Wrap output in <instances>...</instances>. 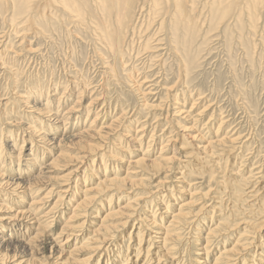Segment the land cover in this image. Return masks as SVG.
Wrapping results in <instances>:
<instances>
[{
    "label": "rangeland",
    "instance_id": "obj_1",
    "mask_svg": "<svg viewBox=\"0 0 264 264\" xmlns=\"http://www.w3.org/2000/svg\"><path fill=\"white\" fill-rule=\"evenodd\" d=\"M65 1L32 0L24 12L0 0V180L25 187L6 184L0 204L44 203L0 222V264L14 255L64 264L58 254L77 249L67 263L213 264L222 255L219 264H264V0H183L185 19L163 4L153 23L149 3L123 57L93 11L80 19ZM63 150L67 158L50 165ZM140 158L161 165H129ZM134 177L142 181L132 186ZM180 210L192 217L177 219ZM101 225L110 230L97 234ZM237 241L250 248L229 262L222 252Z\"/></svg>",
    "mask_w": 264,
    "mask_h": 264
},
{
    "label": "bare ground",
    "instance_id": "obj_2",
    "mask_svg": "<svg viewBox=\"0 0 264 264\" xmlns=\"http://www.w3.org/2000/svg\"><path fill=\"white\" fill-rule=\"evenodd\" d=\"M48 1V0H47ZM230 1V0H229ZM10 2L11 3H13L14 5H16L17 4V6H19L20 7V10L21 11H24V12H26V10L27 11H29V10H31V8H33L32 7V5H31V3H33L32 2V0H10ZM184 1L183 0H94V4H93V10H91V9H89L88 10V6L86 5V3H85V1L84 0H70V1H65V2H63V4L68 8V9H71V10H73V11H75V13L77 14V16L80 18V19H83V18H86L87 16V14H89L90 12L92 13V11H93V13H94V16H93V18L91 17V19H93L94 20V18H96V20H94V23L96 24V25H98V27H99V30H100V32H101V38L107 43V46H108V48L110 49V51H112V52H114L116 55H120V56H122L121 54L122 53H119L120 52V47H121V44L123 45V43L125 42V40H126V37L128 36L127 34H128V32H129V30L131 29V27H133L134 26V21H135V18H137L136 17V14H138V12H141V10H143L144 9V7L147 5V4H149L150 3V5H148V6H151V7H153V12H151V18H152V22L151 23H153V22H155L156 20V18H158V16H159V18L162 16V14H160V12H158L159 10H161L160 9V5H163V4H167V9H166V12L167 13H169V10L171 9L172 10V7L176 10L178 7H180V10H179V12H180V18H184V16H183V14H182V12L181 11H183L184 9H186L185 8V6H184V4H185V2L183 3ZM223 2H224V0H223ZM147 6V7H148ZM175 6V7H174ZM190 6V5H189ZM165 7V6H164ZM149 9H150V7H149ZM143 11H145V10H143ZM147 11V10H146ZM150 11H152V10H150ZM165 12V13H166ZM40 14V13H39ZM171 14H172V12H171ZM78 18V19H79ZM171 19V18H170ZM185 19V18H184ZM183 19V20H184ZM165 20V17H163V19H162V22ZM172 20V19H171ZM182 20V21H183ZM96 21V22H95ZM159 25H161L162 26V23H158ZM155 30H157L156 28H155ZM173 31H174V29H173ZM164 34V33H163ZM171 34V33H170ZM149 35V34H148ZM155 36V35H154ZM148 37V36H147ZM100 38V39H101ZM155 42H157V41H155ZM160 43V42H159ZM158 43V44H159ZM162 43V42H161ZM125 44V43H124ZM166 44V43H165ZM148 45V44H147ZM152 47V46H151ZM162 47V46H161ZM159 48V47H158ZM154 49V48H153ZM163 49V48H162ZM121 50H122V48H121ZM148 50V49H147ZM150 51V50H149ZM162 51V50H161ZM100 52V51H99ZM151 52V51H150ZM19 53V52H18ZM154 53H155V51H154ZM151 54V53H150ZM153 54V53H152ZM151 54V55H152ZM161 54V53H160ZM147 55V54H146ZM156 56V55H155ZM123 57V56H122ZM158 57V56H157ZM155 59V58H154ZM93 63V62H92ZM144 65V64H143ZM93 67V66H92ZM145 70V69H144ZM77 75V74H76ZM79 77V76H78ZM70 78V77H69ZM76 78V77H75ZM74 78V79H75ZM92 79V78H91ZM147 79V78H146ZM148 80V79H147ZM72 81V80H71ZM75 81V80H74ZM84 81V80H83ZM150 81V80H149ZM145 84V83H144ZM70 85V84H69ZM144 86V85H143ZM95 88V87H94ZM101 94V93H100ZM78 97V96H77ZM23 99V98H22ZM31 102V101H30ZM51 103V102H50ZM176 103H178V102H176V100H175V104ZM74 104V103H73ZM181 104V103H180ZM75 106V105H74ZM73 106V107H74ZM91 107V106H90ZM192 108V107H191ZM73 109V108H72ZM185 109V108H184ZM184 109H182L183 111H184ZM193 109V108H192ZM41 110V109H40ZM68 110V109H67ZM71 110V109H70ZM77 110V109H76ZM177 110V109H176ZM190 110V109H189ZM73 111V110H72ZM99 111V110H98ZM105 111V110H104ZM178 111H180V110H178ZM53 112V111H52ZM187 112V111H186ZM190 112V111H189ZM67 113H70V111L69 112H67ZM96 113V112H95ZM185 113V112H184ZM106 115V114H105ZM72 116V115H71ZM73 117V116H72ZM76 118H77V116H76ZM96 118V117H95ZM198 118V117H197ZM102 119V118H101ZM77 120H78V118H77ZM94 120V119H93ZM8 121V120H7ZM24 122V121H23ZM91 123H93V122H91ZM66 125V124H65ZM84 126V125H83ZM107 127V126H106ZM90 128V127H89ZM103 128V127H102ZM111 128V130H112V127H110ZM145 129V128H144ZM67 130V129H66ZM85 130V129H84ZM102 130V129H101ZM109 130V129H108ZM115 130V129H114ZM142 130V129H141ZM187 130H190L189 128L187 129ZM28 131V130H27ZM103 131V130H102ZM109 132V131H108ZM107 132V133H108ZM111 132V131H110ZM139 133H140V131H139ZM192 133V132H191ZM53 134V133H52ZM83 135H84V133H82ZM56 135V134H55ZM196 135V134H195ZM191 136V138L193 139V140H196V138H197V136ZM199 135V134H198ZM15 136V135H14ZM57 136V135H56ZM34 137V136H33ZM81 137V136H80ZM79 136H78V138H80ZM83 137V136H82ZM70 138V137H69ZM153 138V137H152ZM54 139V138H53ZM77 139V138H76ZM137 139V137L135 138V140ZM30 140V139H29ZM58 140H59V138H58ZM67 141V140H66ZM216 141V140H215ZM218 141V140H217ZM16 142V141H15ZM53 142H55V141H53ZM56 142H57V140H56ZM61 142V139H60V141H58V143H60ZM62 143V142H61ZM209 143V142H208ZM85 144V143H84ZM87 144V143H86ZM171 144V143H170ZM210 144V143H209ZM60 146H61V144H59ZM59 145H58V147H59ZM90 145V143L88 144V147H91V148H93L94 147V145H92L91 144V146H89ZM17 146V145H16ZM41 146V145H40ZM150 146V145H149ZM204 146V145H203ZM3 147V146H2ZM37 147V146H36ZM52 147V146H51ZM64 147V146H63ZM209 147V146H208ZM21 148V147H20ZM67 148H69V147H67ZM173 148V147H172ZM199 148V147H198ZM204 148H206V146L204 147ZM203 148V149H204ZM58 149V148H57ZM62 149V148H61ZM94 149V148H93ZM92 149V150H93ZM199 149H201V148H199ZM207 149V148H206ZM14 150V149H13ZM31 150V149H30ZM46 150V149H45ZM50 150V149H49ZM52 150H53V148H52ZM12 151V150H11ZM127 151V150H126ZM33 152V151H32ZM69 152V151H68ZM68 152H66V150H63V151H61V153L56 157V155H55V159L51 162V164L50 165H53L54 163H56V162H60V159H63V158H67V154L66 153H68ZM71 152V151H70ZM163 152V151H162ZM29 153V152H28ZM84 153V152H83ZM147 153V152H146ZM203 153H204V151H203ZM32 154V153H31ZM33 154H35V153H33ZM69 154H71V153H69ZM81 154V153H80ZM151 154V153H150ZM153 154V153H152ZM176 154V153H175ZM29 155H30V153H29ZM36 155H38V154H36ZM87 155V154H86ZM86 155L85 156H80L79 155V158L80 159H85V157H86ZM135 155V154H134ZM31 156V155H30ZM99 156V155H98ZM3 157V156H2ZM38 157V156H37ZM131 157V156H130ZM178 157V156H177ZM31 158V157H30ZM148 158V157H147ZM147 158L145 159V158H140V159H138V160H135V161H132V160H130V161H132V162H130L129 163V165H138V164H148V165H150V166H152V167H156V168H159L160 167V163H159V161H155V160H147ZM180 158V157H179ZM79 159V161H81ZM152 159V158H151ZM176 159V157H175V155H173V156H171V157H169V158H166V157H164V159L162 160V161H164V162H166V163H170L172 160H175ZM65 160V159H64ZM239 160V159H238ZM34 161V160H33ZM51 161V160H50ZM103 161V160H102ZM3 162H4V160H3ZM6 162V161H5ZM21 162V161H20ZM35 162V161H34ZM104 162V161H103ZM102 162V163H103ZM33 163V162H32ZM44 163V162H43ZM95 163V162H94ZM201 163V162H200ZM27 164H29V163H27ZM36 164V163H35ZM35 164H32V165H34L35 166ZM50 165H47V166H45V167H43L42 169H44V168H50L51 166ZM58 165V164H57ZM80 165V164H79ZM4 166V165H3ZM84 166V165H83ZM97 167V166H96ZM132 167V166H131ZM202 167V166H201ZM31 168V167H30ZM30 168H26L28 171L30 170ZM33 168V167H32ZM52 168V167H51ZM102 168V167H101ZM137 168V167H136ZM19 169H21V166H20V168ZM18 169V170H19ZM55 169V168H54ZM85 169V168H84ZM108 169V168H107ZM129 170H130V168H128ZM133 169V168H132ZM131 169V170H132ZM135 169V168H134ZM6 170V169H5ZM56 170V169H55ZM122 170V169H121ZM159 170V169H158ZM203 170V169H202ZM7 171V170H6ZM31 171V170H30ZM53 171V170H52ZM246 171V170H245ZM5 172V171H4ZM9 172V171H8ZM11 172V171H10ZM47 172V171H46ZM45 171H43L42 170V172H41V174L40 175H38V176H36L34 179H33V181L35 180V179H38V178H40V177H42L45 173H46ZM49 172V171H48ZM75 172V171H74ZM92 172H94V171H92ZM128 172V171H127ZM133 172V170L131 171V172H129L130 174ZM106 173V172H105ZM128 173V174H129ZM22 174V173H21ZM117 174V173H116ZM135 174V173H134ZM11 175V174H10ZM49 175V174H48ZM72 176V175H71ZM70 176V177H71ZM140 176V175H139ZM9 177V176H8ZM1 180H0V189L1 188H5L6 187V184L7 185H13V184H16L17 186H19V185H21V184H23V180L21 181V182H19V181H14V180H6L5 178H3L2 176H1ZM33 178V177H32ZM135 178V177H134ZM137 178V177H136ZM132 179V180H129L128 179V184H130V185H132V186H135V185H137V184H139V182L140 181H142L141 179ZM145 178V177H144ZM18 179V178H17ZM42 179H44V178H42ZM65 179V178H64ZM85 179V178H84ZM98 179V178H97ZM102 179V178H101ZM235 179V178H234ZM31 180V179H30ZM29 180V181H30ZM69 180V179H68ZM143 180H145V179H143ZM28 181V182H29ZM43 181V180H42ZM65 181H67V180H65ZM238 182V181H237ZM65 183H67V182H65ZM163 182L161 181V182H159V184H162ZM165 183V182H164ZM193 183V182H192ZM43 184V183H42ZM58 184H59V182H58ZM62 185H67V184H62ZM235 186V184H232V182H230L229 184H227V186L229 187V188H231V189H233L234 191L237 189H235V188H233L232 186ZM14 186V185H13ZM46 186V185H45ZM187 186V185H186ZM22 187H24V184H23V186ZM32 186H30V188H31ZM63 187V186H62ZM67 187V186H66ZM76 187V186H75ZM166 187V186H165ZM188 187V186H187ZM25 188V187H24ZM60 188V187H59ZM69 189H70V187H68ZM87 188H88V185H87ZM86 188V189H87ZM160 188V187H159ZM13 189V188H12ZM15 189H18L17 187L15 188ZM37 189V188H36ZM43 189H44V187H43ZM63 189V188H62ZM89 189V188H88ZM91 189V188H90ZM25 190V189H24ZM27 190V189H26ZM32 190V189H31ZM30 190V191H31ZM35 190V189H34ZM40 190V189H39ZM53 188L51 189V190H48V192L47 193H52L53 192ZM65 190V189H64ZM75 190H77V189H75ZM33 191V190H32ZM61 191V190H60ZM88 191V190H87ZM2 192H3V190H2ZM16 192V191H15ZM18 192V191H17ZM16 192V194H18ZM74 192V191H73ZM78 192V191H77ZM90 192V191H89ZM88 192V193H89ZM30 193V192H29ZM33 193H34V191H33ZM35 193H36V191H35ZM40 193V192H39ZM66 193H67V191H66ZM66 193H65V195H66ZM68 193H69V191H68ZM80 192H78L77 194H79ZM84 193V192H83ZM85 193H86V191H85ZM232 193V192H231ZM7 194V193H6ZM15 194V195H16ZM31 194V193H30ZM46 194V193H45ZM53 194V193H52ZM75 194V193H74ZM76 194V195H77ZM199 194V193H198ZM197 193L195 194V195H198ZM4 195V194H3ZM12 195V194H11ZM27 195V194H26ZM35 195V194H34ZM33 195V196H34ZM36 195H38V194H36ZM40 195V194H39ZM148 195V194H147ZM150 195V194H149ZM194 195V193H192V196ZM194 195V196H195ZM24 196V195H23ZM49 196V195H48ZM62 196V195H61ZM85 196V198H87L88 200H87V202L86 201H84L83 200V205H88L89 204V202H91L90 200H92V198H88V197H86V195H84ZM1 197V196H0ZM6 197H8V196H6ZM20 197V196H19ZM37 197V196H36ZM74 197V196H73ZM15 198V197H14ZM49 198V197H48ZM83 198V197H82ZM197 198V197H196ZM2 199V198H1ZM4 199H5V197H4ZM11 199V198H10ZM20 199V198H19ZM36 199H38L39 201L41 200V198H34V199H32V202L28 205L29 207H33V208H36V209H38V207L40 206L39 204H44V203H42V202H37V204L36 205H34L33 204V202L34 201H36ZM60 199H62V198H60ZM253 199V198H252ZM16 200H18V199H16ZM27 200V199H26ZM30 200V199H29ZM37 200V201H38ZM44 200V199H43ZM46 200V199H45ZM178 200V199H177ZM3 201L5 202V201H8V200H2V205L0 204V211H4L5 213L6 212H8L7 213V215H0V222H2V221H4L5 222V220H13L14 219V221H17L19 218H21L22 216H24L26 213H27V211H26V208L28 209V206H24L23 204H27V202L25 201V203H23V200H20L21 201V203L20 202H17V201H15L14 203L17 205H15L16 206V208H15V210H12L11 208H5L4 206H3ZM49 201V200H48ZM75 201H76V199H75ZM71 202V201H70ZM39 203V204H38ZM71 203H73V201L71 202ZM192 204V202H188V203H186L185 204V206L186 205H189V204ZM48 204V203H47ZM46 204V205H47ZM78 204V203H77ZM202 204H204V203H202ZM7 205H8V203H7ZM74 205V204H73ZM12 206V205H11ZM13 207V206H12ZM23 207H24V209H23ZM44 207V206H43ZM82 207V206H81ZM110 207V206H109ZM14 208V207H13ZM42 208V207H41ZM79 208V207H78ZM125 209H129L128 207H126ZM214 209V208H213ZM30 210V209H29ZM40 210H42V209H40ZM72 210V209H71ZM33 211V210H32ZM37 211V210H36ZM55 211V210H54ZM148 211V210H147ZM186 211V210H185ZM97 212H98V210H97ZM39 213H40V211H39ZM44 213H48V212H44ZM43 213V214H44ZM50 213V212H49ZM48 213V214H49ZM77 213V212H76ZM154 213V212H153ZM189 213V212H188ZM31 214H33V213H31ZM75 214V213H74ZM190 214V213H189ZM26 215H28V214H26ZM34 215V214H33ZM91 215V214H90ZM95 215H96V213H95ZM168 215V214H167ZM40 216V215H39ZM38 216V217H39ZM27 217V216H26ZM30 217V216H29ZM64 217H66V216H64ZM98 217V216H97ZM107 217V216H106ZM109 217V216H108ZM107 217V218H108ZM191 218L192 216H189L188 214H185V213H182V211L180 210V212L176 215V218L177 219H179V220H181V218L182 219H184V220H186L187 218ZM23 218V217H22ZM36 218H37V216H36ZM47 218V217H46ZM62 218V217H61ZM92 218V217H91ZM95 218V217H94ZM121 218V217H120ZM175 218V219H176ZM213 218V217H212ZM43 218H41V220H42ZM96 219V218H95ZM94 219V220H95ZM106 219V218H105ZM8 220V221H9ZM30 220V219H29ZM32 220H33V218H32ZM46 220V219H45ZM97 220V219H96ZM201 220V219H200ZM214 220V219H213ZM104 221L105 220H103V222H101L102 224L104 223ZM160 221V220H159ZM158 221V222H159ZM10 222V221H9ZM35 222V221H34ZM33 222V223H34ZM50 222V221H49ZM109 222V221H108ZM157 222V223H158ZM197 222V221H196ZM3 223V222H2ZM20 223V222H19ZM37 223V222H36ZM65 223V222H64ZM93 223H95V222H93ZM97 223V222H96ZM139 223V222H138ZM153 223H156V222H153ZM165 223V222H164ZM173 223V222H172ZM121 224V223H120ZM159 224H161V223H159ZM3 224H1V226H2ZM16 225V224H15ZM28 225V224H27ZM173 225V224H172ZM187 225V224H186ZM29 226V225H28ZM72 226V225H71ZM113 226V225H112ZM124 226V225H123ZM261 226V225H260ZM4 227V226H3ZM10 227V226H9ZM40 227H42V226H40ZM215 227V226H214ZM15 228V227H14ZM13 228V229H14ZM29 228V227H28ZM76 228V227H75ZM74 228V229H75ZM166 228V227H165ZM171 228V227H170ZM211 228V227H210ZM74 229H73V231H74ZM94 229V228H93ZM107 227H103V225H101V226H99V228L95 231L97 234L99 233L100 235L103 233V231L104 232H108L107 231ZM139 229V228H138ZM169 229V228H168ZM174 229V228H173ZM158 231H159V229H157ZM175 230V229H174ZM173 230V232H175ZM214 230V229H213ZM30 231H31V229H30ZM45 231V230H44ZM43 231V232H44ZM203 231V230H202ZM77 232V231H76ZM160 232V231H159ZM171 232V231H170ZM173 232H171V233H173ZM176 232H178V231H176ZM15 233V232H14ZM210 233H211V231H210ZM79 234V233H78ZM92 234H94V232L92 233ZM91 234V235H92ZM97 234H95V235H97ZM104 234V233H103ZM159 234V233H158ZM175 234V233H174ZM208 234V233H207ZM95 235H93V237L95 236ZM250 235V234H249ZM262 235V234H261ZM37 236V235H36ZM35 236V237H36ZM44 236V235H43ZM75 236V235H74ZM81 236H83V235H81ZM109 236V235H108ZM210 236V235H209ZM264 236V235H263ZM68 237V236H67ZM107 237V236H106ZM156 237H157V235H156ZM207 237V236H206ZM91 238V237H90ZM89 238V239H90ZM28 239V238H27ZM34 239V238H33ZM36 239V238H35ZM35 239H34V241H35ZM67 239V238H66ZM88 239V240H89ZM95 239V238H94ZM104 239V238H103ZM109 239V238H108ZM113 239V238H112ZM220 239V238H219ZM251 239V238H250ZM259 239V238H258ZM41 240V239H40ZM64 240V239H63ZM77 240V239H76ZM82 240V239H81ZM202 240V239H201ZM239 240V239H238ZM100 241V240H99ZM106 240H104L103 242H105ZM242 241V240H241ZM41 242V241H40ZM90 242H92V241H90ZM89 242V243H90ZM98 242V241H97ZM96 242V243H97ZM39 243V242H38ZM93 243H95V241H93ZM100 243V242H99ZM106 243V242H105ZM206 243H207V240H206ZM216 243V242H215ZM35 244V243H34ZM42 244V243H41ZM107 244V243H106ZM251 243H248L247 242V244L246 243H241L240 241H237L236 242V244H235V246L234 247H231L230 249H228L227 247V249H226V251L224 250V252H222V254H224V255H228L226 258H227V261H229V262H231V261H234L235 259H236V256H237V254H235L236 252H238L239 253V249L241 248L242 250H243V248L245 247L246 248V246L248 247V248H250V246H248V245H250ZM90 245H91V243H90ZM89 245V246H90ZM92 245H94V244H92ZM91 245V246H92ZM98 245V244H97ZM96 245V246H97ZM109 245V244H108ZM171 245H172V243H171ZM88 246V245H87ZM86 246V247H87ZM88 246V247H89ZM105 246V245H104ZM205 246V248H203L206 252H204V255H206V254H208L209 253V251L207 252V250H208V248H206L207 246H206V244L204 245ZM27 247V245L25 246V248ZM199 247V246H198ZM201 247V246H200ZM199 247V248H200ZM254 247V246H253ZM160 248V247H159ZM6 249V248H5ZM41 249V248H40ZM43 249V248H42ZM53 249V248H52ZM56 249V248H55ZM90 249V248H89ZM98 249V248H97ZM100 249V248H99ZM129 249V248H128ZM202 249V250H203ZM222 249H224V248H222ZM256 249V248H255ZM26 250V249H25ZM35 250V249H34ZM33 250V248H30L29 249V251H31V253L34 251ZM66 250V249H65ZM140 250V249H139ZM203 250V251H204ZM74 251H79V249H77V250H74ZM74 251H72V252H68V253H65L64 251H61L58 255V257H61V255H62V257H63V255L64 254H67V256L66 257H68L67 259H65V258H58V260H60V259H65L64 261V264L66 263V264H69V263H67V262H69V260L70 259H73V258H71V256L73 255V252ZM94 251V250H93ZM98 251V250H97ZM107 251V250H106ZM169 251V250H168ZM202 251V252H203ZM248 251V250H247ZM184 252V251H183ZM202 252H201V254H202ZM244 252H246V251H244ZM243 252V253H244ZM0 253H1V251H0ZM53 253V252H52ZM55 253V252H54ZM76 253V252H75ZM163 253V252H162ZM167 253V252H166ZM168 254V253H167ZM221 254V253H220ZM249 254V253H248ZM138 255V254H137ZM162 255V254H161ZM161 255L159 254V256L161 257ZM173 255V254H172ZM197 255H199V254H197ZM213 255V254H212ZM256 255V254H255ZM0 256H2V255H0ZM147 256V255H146ZM171 256V255H170ZM201 256V255H200ZM207 257H208V255H206ZM222 255H220L219 256V258L218 259H216L215 260V262L213 263V264H219L218 262H219V259H220V257H221ZM239 256V255H238ZM8 257V256H7ZM24 257V256H23ZM56 257V256H55ZM117 257V256H116ZM153 257V256H152ZM164 257V256H163ZM202 257V256H201ZM200 257V258H201ZM234 257H235V259H234ZM261 257H264V255H261ZM2 258H4L3 256H2ZM6 258V257H5ZM11 258V257H10ZM14 261H6V263L8 262H18L17 264H32V262L30 261V259H28V257L25 259V258H22V259H16V255H14ZM54 258V257H53ZM119 258V257H118ZM175 258V257H174ZM206 258V257H205ZM243 258H245V257H243ZM8 259H9V257H8ZM28 259V260H27ZM33 259V258H32ZM163 259V258H162ZM169 259V258H168ZM208 259V258H207ZM246 259H248V258H246ZM3 260V259H2ZM5 260V259H4ZM131 260V259H130ZM149 260V259H148ZM198 260V259H197ZM239 260V259H238ZM57 261V260H56ZM108 261H109V259H108ZM113 261V260H112ZM183 261V260H182ZM199 261H201V260H198V262ZM208 261V260H207ZM226 261V260H225ZM235 261H237V260H235ZM1 262V261H0ZM33 262H35V261H33ZM72 262V261H71ZM85 262V261H84ZM121 262V261H120ZM132 262V261H131ZM177 262V261H176ZM178 262H179V259H178ZM177 262V263H178ZM197 262V261H196ZM253 262V261H252ZM254 262H255V260H254ZM4 263H5V261H4ZM7 263V264H8ZM199 263H202V262H199ZM237 263V262H236ZM37 264H44V263H42V262H38ZM162 264V263H161ZM168 264V263H167ZM174 264V263H173ZM182 264V263H181ZM223 264H225V263H223ZM229 264V263H228ZM243 264H247V261L246 260H244L243 261ZM249 264V263H248ZM250 264H251V262H250ZM253 264V263H252ZM258 264V263H257Z\"/></svg>",
    "mask_w": 264,
    "mask_h": 264
}]
</instances>
